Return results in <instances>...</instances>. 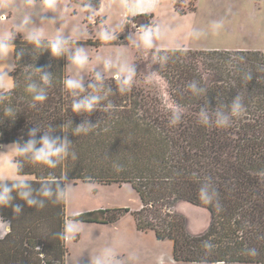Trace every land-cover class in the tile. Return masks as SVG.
<instances>
[{
    "label": "trees",
    "instance_id": "16d2710c",
    "mask_svg": "<svg viewBox=\"0 0 264 264\" xmlns=\"http://www.w3.org/2000/svg\"><path fill=\"white\" fill-rule=\"evenodd\" d=\"M173 2L176 7L177 0ZM93 9L99 11L100 0H94ZM143 18L151 16L143 14L133 19ZM86 27L90 29L89 23ZM12 43V87L0 90L5 97L0 101V145L12 144L20 137L27 140L30 128L46 129L49 124L57 129L54 136H62L65 133L60 128L69 122L65 130L77 157L68 158L55 170L25 161L22 174L37 178L49 172L63 175L66 179L61 182L62 187L66 181L130 184L141 203L136 211L99 209L67 219L107 225L130 214L137 231H150L157 241H171L174 263L264 264V239H260L264 237V55L260 51L156 50L157 74L166 82L171 102L180 109V122L171 125L173 112L159 97L134 80L127 92L119 93L113 77L104 78V89L110 88L111 93L97 110L74 114L70 105L76 97L63 84L67 79V57L54 58L19 34ZM81 43L76 41L75 46ZM86 44L96 46L90 40ZM19 53L22 55L17 59ZM34 68H43L52 76L51 84L46 86L48 99L32 108L31 95L25 88L28 74L39 82ZM247 73H251V80L245 79ZM193 80L206 89L204 95L196 97L187 90L188 82ZM94 82L91 77L85 89ZM237 95L241 97L243 111L231 119L229 127L199 123L197 114L201 107L207 105L214 110L220 104H230ZM109 103L114 107L105 110ZM8 107L14 110L11 116L6 114ZM86 120L97 127L88 134L73 136L72 127ZM41 135L42 132L37 134V141ZM205 177H211L219 193L218 207L204 204L198 197L199 184ZM33 187L38 191L40 185L34 183ZM179 202L209 213L203 232H189L185 217L174 210ZM26 209L29 212L34 208ZM64 209L65 200L57 203L52 215L63 220L56 230L57 253L65 240L57 235L64 229ZM0 216L10 224L9 233L0 239V257L7 258L0 261L2 264H28L36 249H41L39 255L43 253L47 240L26 238L24 245V241L15 239L19 230H32L35 220L27 221L28 229H19L11 218ZM208 240L215 245L210 253L202 244ZM246 248H255L258 255H246Z\"/></svg>",
    "mask_w": 264,
    "mask_h": 264
},
{
    "label": "rangeland",
    "instance_id": "374dc122",
    "mask_svg": "<svg viewBox=\"0 0 264 264\" xmlns=\"http://www.w3.org/2000/svg\"><path fill=\"white\" fill-rule=\"evenodd\" d=\"M71 1L55 0L54 9L48 10L44 7L43 0H0V33L14 31L27 15L30 23L26 30L43 28L45 39L54 37L58 31L65 38L72 35L75 41L82 43L79 46H70L68 55L76 47L83 48L89 63L83 69H78L70 65L67 59V78L82 77L85 85L95 72H99L104 78L114 77L116 69L105 72L103 61L111 59L113 63H118L119 57L120 60L134 65L135 83L159 97L172 112H180V109L171 102L167 84L157 74L156 50H254L264 55V0H177L176 7L171 2L158 0H100V12L94 11V0ZM143 14L151 18L133 19ZM49 21L53 22L48 23ZM213 21L224 22V27L214 33L210 27ZM146 22L149 25H160L163 33L161 39L154 40L152 49H141L133 43L135 41L138 44L137 31ZM87 23L90 29L86 27ZM104 29L113 32L116 40L103 41L100 33ZM193 30L202 33L201 36H189L188 33ZM18 34L25 39L24 33ZM88 40L96 43V46L86 44ZM7 61L8 57L5 56V63ZM5 63L1 67L3 70L7 67ZM11 70L0 76L2 83L5 81L12 85V80H8L5 75L7 73L10 76ZM65 187L68 188V196L65 200L64 226L71 220L67 217L94 210L128 208L136 211L141 207L139 196L130 184L103 185L96 182L66 181ZM13 204H20L25 213L15 215L9 206L0 208V215L11 218L17 228L28 229L27 221L35 220V226L30 227L32 230H19L15 239L24 241L26 238L36 237L39 241L47 240L45 247H42L43 253L39 255L41 249H36L29 256L28 264H92L93 259L102 256L106 248L115 252L119 264H184L173 262L171 241H157L150 231L137 232L130 214L124 215L113 225L77 221L78 231L65 235L61 250L57 253L56 230L63 221L60 216L52 217L57 203L46 201L43 209L30 207L34 209L29 212L26 209L29 206L18 198L13 200ZM174 210L185 217L187 224L197 228H190L191 234H199L205 230L203 228L207 219L203 210L185 202L176 204ZM2 226L6 228V234L9 233V221L0 216V227ZM6 234L0 235V239ZM26 243L23 242L24 245ZM61 251L63 256H60ZM6 259L4 256L0 257V261Z\"/></svg>",
    "mask_w": 264,
    "mask_h": 264
},
{
    "label": "clouds",
    "instance_id": "9594fccd",
    "mask_svg": "<svg viewBox=\"0 0 264 264\" xmlns=\"http://www.w3.org/2000/svg\"><path fill=\"white\" fill-rule=\"evenodd\" d=\"M44 7L48 10H52L55 7V0H43ZM128 11L131 8L125 5ZM87 8V7H86ZM53 21H49L51 23ZM30 23V19L25 15L22 21L15 27L14 31H7L0 33V56H6L15 51V46L12 43L15 35L18 33H24V38L35 48H44L51 53L54 58H60L66 56L70 61V65L83 69L88 63L89 58L85 53V50L80 47H76L75 51L68 55L70 46H75L76 41L72 35L67 38L63 36L59 31L54 37L48 39L44 38L43 28H32L30 31L26 30V26ZM43 23V21H42ZM213 32H218L224 27V22L213 21L210 25ZM166 32L167 30L164 29ZM202 33L193 30L188 33L189 36L199 38ZM138 44L134 41V45L141 49H152L154 47V40L162 38L163 33L160 25H141L137 31ZM100 38L103 41L116 40V35L104 29L100 33ZM22 55L19 53L17 59ZM118 63H113L111 59L103 61L104 71L108 72L115 68L116 72L113 79L116 81L117 90L119 93L127 92L136 76V70L133 64H129L127 61L117 58ZM164 62V58H161V63ZM34 72L39 74V82L33 80L32 74L26 76V88L25 91L31 95L32 104L30 107L35 108L37 104H42L48 99L46 86L51 84V74L43 68H34ZM155 74V72H153ZM8 80H13L7 73ZM94 83L88 85V89H85L83 79L80 78H67L63 81L64 87L76 97L71 101V111L74 114H90L94 110H97L101 102L107 98L111 93V89H104L103 81L104 77L95 72ZM150 80V77L148 78ZM245 79L251 80V73L245 75ZM187 90L196 97L204 95L206 89L200 86V83L196 80L190 81L187 84ZM5 97L0 95V101ZM114 106L109 103L105 110L111 109ZM227 110V111H225ZM6 114L9 116L13 113V108H6ZM243 111V104L241 97L237 95L230 104H220L216 109H210L205 105L198 111L199 123L204 126H215L217 128H226L231 124V119L241 115ZM181 115L179 111H175L171 115L170 124L176 125L180 122ZM69 123V122H68ZM68 123L63 125L60 129L64 135H55L56 128H53L50 124L47 128L32 127L27 132V140L23 137L18 138L12 144L8 146L0 145V208L12 207L13 213L20 214L22 209L20 204H13L14 199H19L25 202L29 207H35L42 209L45 206L46 201H52L53 203H60L66 200L68 196V188L63 186L62 181H65L66 176H56L54 173L49 172L48 175L43 177H34L32 174H22L25 167L24 162L27 161L30 165H42L47 169L55 170L61 164L71 158L75 160L76 153L71 150L73 142L68 138ZM72 125V124H71ZM97 125L91 124L89 121H85L76 127H72L71 134L73 136H79L81 134H88ZM40 139L37 141L36 137L38 133H41ZM119 170V169H118ZM264 174V173H262ZM38 183L40 185L37 191L33 184ZM15 193V196H13ZM198 197L204 203L218 207L219 193L214 186L211 177H205L199 184ZM79 222L69 220L64 226V230L58 233V237L63 239L68 233H75L78 231L77 224ZM264 239V237H260ZM203 248L206 253H210L215 247L210 240L203 241ZM245 254L250 257H255L258 252L255 248H246ZM92 264H119L115 258V252L111 248H106L102 256L93 259ZM199 264V262H194Z\"/></svg>",
    "mask_w": 264,
    "mask_h": 264
},
{
    "label": "crops",
    "instance_id": "0c3cea01",
    "mask_svg": "<svg viewBox=\"0 0 264 264\" xmlns=\"http://www.w3.org/2000/svg\"><path fill=\"white\" fill-rule=\"evenodd\" d=\"M161 2V1H168V2H171V4L172 5H174V0H158V2ZM174 7V6H173ZM101 9H102V3H100V9H99V12L101 11ZM13 53L14 52H12V53H10L9 55H8V61H7V63H5V56H0V76H4V72L5 71H10L11 69H12V67H13V57H14V55H13ZM4 63H5V66H7L6 68H5V70H3L1 67L4 65ZM4 66V67H5ZM12 71V70H11ZM4 83H2V81H0V90L1 89H9V88H11L12 87V85L10 84V83H5V81H3ZM4 146H7V145H4ZM205 212H207V211H205ZM206 214H208V221L206 222V224H205V226H204V228L203 229H206V227H207V225H208V222H209V213L207 212ZM187 217V216H186ZM109 225H113V224H109ZM190 228L192 229V230H195V229H197V228H195V227H192V226H190L189 225V223L187 224V229L190 231ZM134 229L136 230V228H135V224H134ZM198 230H200V229H198ZM137 231V230H136ZM137 232H139V231H137ZM140 233V232H139ZM6 234V228L5 227H0V235L1 236H4ZM154 236V235H153ZM155 238V237H154Z\"/></svg>",
    "mask_w": 264,
    "mask_h": 264
},
{
    "label": "water",
    "instance_id": "95a60500",
    "mask_svg": "<svg viewBox=\"0 0 264 264\" xmlns=\"http://www.w3.org/2000/svg\"><path fill=\"white\" fill-rule=\"evenodd\" d=\"M188 205V204H187ZM190 205V204H189ZM191 206H193V205H191ZM193 207H195V208H197L196 206H193ZM198 209H200V208H198ZM200 210H203L204 212H205V210L204 209H200ZM201 212V211H200ZM207 212H205L204 213V216H205V218L207 219L206 220V222L208 221V214H206ZM209 223V222H208Z\"/></svg>",
    "mask_w": 264,
    "mask_h": 264
},
{
    "label": "bare ground",
    "instance_id": "6f19581e",
    "mask_svg": "<svg viewBox=\"0 0 264 264\" xmlns=\"http://www.w3.org/2000/svg\"><path fill=\"white\" fill-rule=\"evenodd\" d=\"M189 205V204H188ZM197 208H200V207H197ZM200 209H203V208H200Z\"/></svg>",
    "mask_w": 264,
    "mask_h": 264
}]
</instances>
